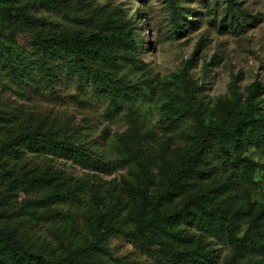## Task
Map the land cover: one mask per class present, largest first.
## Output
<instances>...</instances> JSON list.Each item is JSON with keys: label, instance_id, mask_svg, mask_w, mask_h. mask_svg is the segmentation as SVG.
<instances>
[{"label": "trees", "instance_id": "trees-1", "mask_svg": "<svg viewBox=\"0 0 264 264\" xmlns=\"http://www.w3.org/2000/svg\"><path fill=\"white\" fill-rule=\"evenodd\" d=\"M21 2L38 11H56L43 0H0V20L53 31L60 42L37 41L43 48L29 54L0 38V71L29 89L45 87L54 97L76 90L79 104L103 103L110 119L124 115L127 129L122 143L134 145L139 159L128 167L131 178L124 180L122 200L100 194L94 184L53 165L23 162L27 155H36L72 160L84 170L114 173L119 168V158H101L84 148L70 127L49 135L0 136V264H126L106 246L120 212L128 226L126 235L157 264H264V206L251 201L259 165L247 156L249 148H261L264 160V84L256 80L245 94L239 93L238 76H234L231 95L208 102L203 81L190 71V58L155 100V108L174 120L173 131L184 139L186 155L180 162L162 160L158 172L147 170L145 164L154 153L146 144L140 118L145 106L154 102L152 92L141 80L123 78L126 70L134 75L147 70L138 51L136 16L128 17L119 7L97 33L69 39L58 36L54 22L24 14ZM169 3L178 22L176 0ZM226 4L221 23L239 29L235 1ZM86 49L107 58L115 78L93 71L83 59ZM196 53L197 49L193 57ZM158 173L167 181L160 191L152 189ZM211 184L217 187L215 191L202 188ZM19 203L22 207L16 211L13 207ZM38 204L67 212L107 211L89 221L86 243L75 246L58 239L47 258L39 259L33 250L35 240L9 227L18 219H30Z\"/></svg>", "mask_w": 264, "mask_h": 264}, {"label": "rangeland", "instance_id": "rangeland-1", "mask_svg": "<svg viewBox=\"0 0 264 264\" xmlns=\"http://www.w3.org/2000/svg\"><path fill=\"white\" fill-rule=\"evenodd\" d=\"M43 1L54 5L56 11H38L32 9L28 2H21L19 9L24 14L54 22L58 36L61 34L69 39L97 33L119 7L124 9L128 17L136 16V26L140 27L136 38L138 51L147 64V70L139 75L126 70L123 78L141 80L145 82L147 90L152 92L154 102L149 103V107L145 106L140 118L142 134L154 153L145 164L147 170L158 172L162 160L180 162L186 155L184 139L173 131L174 120L155 108V100L167 88L168 79L182 69L190 58L193 59L190 71L203 81L208 102L215 103L221 97L230 96L234 76H238L239 93L245 94L256 80L264 84V0H234L235 10L240 15L239 29L221 23L227 0H176L180 12L178 22L169 0ZM0 38L16 43L29 54H35L43 48L44 44H35L37 41L54 39L60 42L53 31L10 25L1 20ZM196 49L197 53L193 57ZM83 59L93 71L115 78L112 63L95 50H84ZM74 94L76 90L62 92L60 96L54 97L45 87L29 89L0 71V125L18 128L13 131L0 128V136L13 138L29 133L49 135L65 125L70 127L84 148L93 150L101 158H119V168L114 173L101 169L84 170L72 160L36 155H27L23 162L53 165L58 170L80 178L84 183L94 184L101 191L100 194H110L123 200L121 188L124 180L131 178L128 167L136 164L139 159L134 145L125 146L122 143L127 118L118 115L110 119L105 115L103 103L82 105L76 101ZM187 114L185 110L184 115ZM262 153L261 148H249L247 152V156L259 165L251 195V201L257 206H264ZM166 182L165 177L158 173L152 189L160 191ZM202 188L215 191L217 187L211 184ZM21 204L13 209L20 210ZM106 211L67 212L54 206L38 204L30 219H18L14 224L10 223L9 227L18 228L26 238L35 240L34 253L39 259H44L56 247L58 239L71 241L75 246L86 243L89 240V221ZM123 218L124 213L120 212L113 220V231L106 241L112 256L126 264H157L154 259L141 254L126 235L128 226Z\"/></svg>", "mask_w": 264, "mask_h": 264}]
</instances>
